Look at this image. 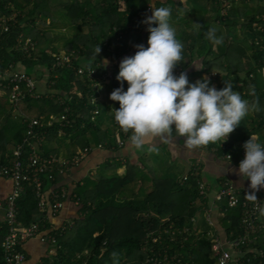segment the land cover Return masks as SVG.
<instances>
[{"label": "trees", "instance_id": "trees-1", "mask_svg": "<svg viewBox=\"0 0 264 264\" xmlns=\"http://www.w3.org/2000/svg\"><path fill=\"white\" fill-rule=\"evenodd\" d=\"M148 1L0 0V15L15 14L9 21V29H0V67L5 69L11 64L15 69L19 63L25 67L20 72L31 76L29 68L35 71L42 66L47 71L48 87L57 92L32 98L26 83L19 82L23 97L13 102L12 83L0 85V163H10L12 149L22 142L30 119L43 123L34 127L43 140L59 142L63 136L70 138L63 144L65 148H73L70 161L85 148L116 149L119 141L129 140L131 130L124 133L114 120L113 109L119 108L118 101L110 99L114 108L106 119L100 111L91 120V111L102 105L96 97L98 87L92 83L107 80L109 94L121 87L116 79L121 56L137 44L148 46V25L142 23L152 13V8H147ZM187 1L190 9L182 6V0L153 1L157 8H171L170 23L176 30V38L184 41L183 61L175 67L174 75L185 72L200 59L197 64L203 68L186 74L189 82L207 77L209 86L215 84L219 90L225 81L250 104L258 100V112L246 115L225 142L207 145L217 155L229 154L232 160L239 161L242 145L250 135H258L264 144V0H186V5ZM196 24L200 27H195ZM215 25L223 27L216 32L218 37L223 36L219 45L206 37L208 29ZM26 38H31L34 48L24 52L17 45ZM98 46L101 52L96 55ZM62 51L75 58L70 65L53 67L56 54ZM104 59L109 65H103ZM79 67H83L81 72H77ZM91 68H96V78L87 74ZM104 73L106 76L102 77ZM122 87L127 89L126 81ZM65 106L69 107L68 125L61 122L48 125L52 114L64 112ZM102 123L105 129L101 128ZM145 162L141 167L126 161L124 172L118 174L121 162L106 159L82 181H76L72 189L69 185L54 188L55 192H68L79 206L78 213L50 230L55 237V243L50 244L52 251L37 264H151L145 262L146 257L162 258L166 252L196 264H214L210 242L195 239L193 230L198 228L191 221L199 209L208 206V197L198 189L199 166H190L180 177H158L152 163L146 159ZM57 174L56 167H52L41 176L40 195L31 185L23 186L15 201L19 222L27 224L39 219L41 229L50 228L48 221L42 219L39 203L44 191L56 182ZM225 179H220V185ZM4 200L0 203L5 208ZM216 202L217 221L226 232L238 233L240 204L228 207L225 199ZM260 221L264 223V216H260ZM185 227L189 231L182 230ZM7 230L4 220L0 224V264H5L1 242ZM254 246L264 249V238L249 244L246 264H257L250 250ZM20 250L23 251L21 246Z\"/></svg>", "mask_w": 264, "mask_h": 264}, {"label": "clouds", "instance_id": "clouds-1", "mask_svg": "<svg viewBox=\"0 0 264 264\" xmlns=\"http://www.w3.org/2000/svg\"><path fill=\"white\" fill-rule=\"evenodd\" d=\"M150 7L151 15L142 21L148 25V46L137 44L134 55L122 58L116 76L121 87L109 94L112 101L119 102V108L113 109L114 120L124 133L131 130L129 144L135 149L151 141L149 150L155 151L157 141L168 143L183 138L185 149L192 153L210 143L225 142L250 111L259 110L258 100L250 104L225 81L224 87L217 90L209 86L207 77L189 83L186 73L174 75L175 67L183 61V44L170 23L171 8H157L154 3ZM153 23L157 26L152 27ZM216 32L215 27H210L206 37L219 45L223 36L218 37ZM100 52L98 46L95 53ZM107 64L104 59L103 65ZM194 66L197 70L203 68ZM125 81L128 87L123 90ZM251 92L254 94V88ZM242 146L245 155L238 169L228 170L249 181L250 191L245 192V197L255 203V192L264 189V144L253 134ZM258 211L264 216V206H259Z\"/></svg>", "mask_w": 264, "mask_h": 264}, {"label": "built area", "instance_id": "built-area-1", "mask_svg": "<svg viewBox=\"0 0 264 264\" xmlns=\"http://www.w3.org/2000/svg\"><path fill=\"white\" fill-rule=\"evenodd\" d=\"M147 8H150V4L147 3ZM225 9L223 10V12ZM15 14L0 15V29L7 31L9 29V21L14 18ZM118 37H121L120 35ZM18 48L21 51H29L33 49L34 42L31 38L25 40H19ZM75 58L70 52L62 51L56 54L53 67L70 65L71 60ZM120 62L117 64L119 65ZM80 64L79 66H82ZM83 67H79L77 72H81ZM12 65L9 64L7 68L3 69L0 67V85L5 84L10 86V98L13 102H17L23 97V92L19 86V82H25L27 90L31 91L30 96H33L35 89L34 78L30 75H26L24 72L15 71ZM96 68L88 69V75L90 78H96L94 73ZM106 76L105 73L101 75ZM98 82H93L95 86ZM38 96V94H35ZM94 101V99H93ZM69 107L65 106L64 112L58 115L50 117L47 120L48 125H52L54 122L61 125H68L67 115ZM98 114V108H95L90 113L91 120H94V116ZM65 121V122H64ZM43 125L42 122L37 119H30L27 123V130L21 143L17 144L12 149V159L9 164L0 163V177L11 179L13 183V189L5 197V218L8 230L3 237L1 242V250L3 253V260L5 264H23L26 260L25 253L20 250L23 243L31 238H38L43 242L49 244L55 243V237L51 236L50 230L41 229L37 220H32L27 224L19 222L16 218V204L15 201L21 194L22 188L25 184L31 185L35 189L37 195L41 194V176L48 171H51L55 164L60 163L57 157L46 156L40 153L39 144L41 137L35 133L34 127ZM70 125V124H69ZM38 135V136H37ZM43 138V137H42ZM122 143V142H121ZM243 153L245 150L243 149ZM227 158L231 155L227 154ZM66 164L65 162L61 163ZM194 166H198L197 163ZM198 189L200 194L204 197L207 196V192L210 190L206 182L199 180ZM250 191L248 188L239 189L233 186L229 179H225L219 186L218 190L214 192V201L226 200L228 207H234L238 203L240 204L239 222L237 224L238 233L230 230L224 234L220 232L216 225V222L211 217V211L213 203L203 208L204 214L208 212V218L204 215V228L194 229L193 233L195 239H205L211 244V258L214 264H246L249 261L246 256L249 244L255 243L261 237L264 238V223L260 221V215L258 211L259 206H263L264 189L255 192L258 201L253 203L246 199L245 192ZM68 196L66 191L55 192L54 190L48 193L49 207L53 211L61 209L63 206V200ZM241 196V199H240ZM43 200L39 203V208L43 207ZM198 212L192 217L191 221L194 224L198 222ZM223 228V227H222ZM184 231H189L188 227L182 228ZM259 231V232H258ZM263 231L262 234H259ZM258 232V233H257ZM257 233V234H256ZM53 245V244H52ZM246 248V249H244ZM254 252L253 257L257 258V264H264V249L262 247L254 246L250 249ZM146 263L151 264H196L193 261L184 259L177 254H170L166 252L164 257L158 258L156 256L146 257Z\"/></svg>", "mask_w": 264, "mask_h": 264}, {"label": "crops", "instance_id": "crops-1", "mask_svg": "<svg viewBox=\"0 0 264 264\" xmlns=\"http://www.w3.org/2000/svg\"><path fill=\"white\" fill-rule=\"evenodd\" d=\"M154 1V0H153ZM153 1L150 0L147 3L153 4ZM182 6L186 7V0H182ZM137 51L135 46H132L126 51L121 58H124L125 56H132ZM109 65V62L108 64ZM196 66L199 67V64H196ZM24 65L17 63L16 70L18 71H24ZM193 69H196L194 66V63L188 68L184 73L188 74ZM47 71L42 67L39 66L37 70L33 71L31 76L34 78L35 82V89L34 93L42 95V93L49 92L51 88L47 87ZM179 76V75H178ZM98 81L99 85L97 86V90L99 87L104 88L105 85L107 86V80ZM97 83V84H98ZM189 83H195V82H189ZM106 91H109V88H106ZM63 93V92H62ZM64 95V93H63ZM97 99L100 104L109 105V102L111 101L109 98V93L103 94V97H101L97 93ZM104 102V103H102ZM101 111L98 107V114ZM17 113V111H15ZM19 114V113H18ZM254 114V113H253ZM249 114V115H253ZM54 115V114H52ZM58 115V114H55ZM97 115L94 116V119L97 118ZM19 116V115H18ZM108 116V115H107ZM106 116V117H107ZM106 117H104L106 119ZM108 122V120H107ZM105 122L104 124H108ZM109 125V124H108ZM175 136V132L173 133ZM38 136V135H37ZM70 138H66V142L69 141ZM43 141V138L41 137L40 144H39V151L41 154L46 156H54L57 157L58 161L60 163L55 164L54 167L58 170V174L56 176V182L51 185L47 190L44 191L43 195V207L40 210V214L42 215V219L45 221H48L50 224V228L47 230L58 228L59 226L63 225L64 222L71 219L72 217H75L78 213V204L75 200H73L69 195L63 200V206L61 209L57 211H53L49 207L48 202V193L52 191L54 188L64 185H69V189H72L74 183L76 181H82L87 174H89V171L92 172L95 171V169L106 159H116L121 162L120 167L117 168V173L122 174L125 170V165H123L126 161H129L134 164H138L139 166L143 167L144 164H146L145 159L152 163V160L150 161L146 157L145 151H142L141 149H135L133 146L129 144V140H125L122 144L121 141L118 142L119 147H116V149H108L104 148L102 146H98L93 149L85 148L81 151L80 154L75 155V157L70 161L69 157L71 156V152L73 150H70V148H65L64 145H60L58 141H56L52 146H47V141L41 145ZM153 146L152 142H147L144 147L146 150H149ZM156 150L163 149L164 150V169L167 170L168 163L165 162V158L167 156H170L172 158V161H175L176 159H179L182 161V163L186 164L185 167V173L190 168V166H194L195 163H199L200 165V173H201V180L206 182L210 190L207 192L208 197V205L213 203L212 211H211V217L217 221V202L214 201V192L218 190L220 186V179L223 177H226L231 181L234 187L236 188H248L249 181L247 179H241V177L235 175L233 172L229 171L228 169L231 168H237L239 167V162L244 158L242 156V150L241 157L238 160H232V158L229 160V158H226L225 155H217V153L214 151V149H208L206 147H201L199 150L189 153L185 147H184V140L183 138H176L173 141H170L168 143L157 141L155 143ZM89 150V151H88ZM75 152V151H74ZM67 153V154H66ZM245 155V154H243ZM155 159V157H154ZM160 161V160H159ZM62 162H65L66 164H61ZM153 167H155L152 164ZM157 167H160V163L156 165ZM53 167V168H54ZM176 168H179V166H176ZM119 169H123L122 173L119 172ZM184 173V174H185ZM179 177V176H177ZM13 189V183L11 179L0 177V200L3 201V199L6 197L8 193H10ZM68 194V192H67ZM198 215L200 216V223L203 226H200L201 228L205 227V220H204V211L203 208L199 209ZM40 217V216H39ZM37 217V218H39ZM5 218V208L4 204H0V224L4 222ZM203 218V220H202ZM198 219V221L200 220ZM219 229L222 235L224 234V229L222 228V225L220 222L216 225ZM51 245L48 242H43L39 240L38 238H31L26 240L23 245L22 249L25 253L26 260L23 264H37L42 260L43 257L48 255L52 251Z\"/></svg>", "mask_w": 264, "mask_h": 264}, {"label": "rangeland", "instance_id": "rangeland-1", "mask_svg": "<svg viewBox=\"0 0 264 264\" xmlns=\"http://www.w3.org/2000/svg\"><path fill=\"white\" fill-rule=\"evenodd\" d=\"M191 5H192V3H191ZM189 7V9L191 8L190 7V1H187V8ZM184 18L186 17V15H184L183 16ZM182 24H183V21H182ZM152 27H155V26H157L155 23H153L152 25H151ZM214 27H216V29L217 30H223V27H220V26H218V25H215ZM222 28V29H221ZM180 38H183L182 36H180ZM181 42V41H180ZM182 44L184 43V41L182 40V42H181ZM35 50L37 51V47L35 48ZM199 61H200V59H198V60H196L195 62H194V65H196L197 63H199ZM15 71H18V70H16V68L14 69ZM30 72H29V74H32L33 73V70H31L30 68L28 69ZM47 73V72H46ZM263 74V73H262ZM259 76V75H258ZM260 80V79H259ZM102 81H104V80H102ZM99 85V83L98 84H96L95 86H98ZM215 86V84H212V87H214ZM47 87H48V85H47ZM106 88H107V86L105 85V87L104 88H102V87H99V89L97 90V93L101 96V97H103V94H105V93H107L108 94V92L106 91ZM50 91L49 92H46V93H44V94H51V95H55L57 92H55L53 89H49ZM59 93H62V91H58ZM43 94V93H42ZM40 96H41V94H40ZM36 97V95L35 94H33V96H32V98H35ZM102 103H104V102H102ZM103 106V107H102ZM99 107V110L100 109H102L101 110V113H100V115H101V117L103 118V117H106L107 116V114H108V112H109V110H112L113 108H114V105H113V103L110 101L109 102V105L107 106V105H101V106H98ZM97 107V108H98ZM256 112H258V111H256ZM20 114L21 113V111H17V114ZM249 114H253V111H250L249 112ZM52 116H55V115H52ZM51 116V117H52ZM0 118H1V115H0ZM101 128H106V126L102 123V125H101ZM62 138H64V139H61V140H59V143H60V145H62V144H64V143H66V138H65V136H63ZM47 141V140H46ZM45 140H43L42 141V143H41V145H43L45 142H46ZM44 142V143H43ZM56 141L55 140H53V139H50V140H48L47 141V146H52L54 143H55ZM7 145V144H6ZM15 148V147H14ZM13 148V149H14ZM142 151H145V153H146V157H147V159H149L150 161L152 160V164L155 166V167H153V169H154V173H155V175L156 176H158V177H163V175L165 176H167V175H171L172 177H177V176H182V175H184V173H185V166L184 165H186V164H184V163H182V161L181 160H179V159H176L175 161H172V158L170 157V156H167V158H165L166 160H165V162L166 163H168V166H167V170L166 169H164V162H163V160H164V150L163 149H159V150H155V151H150V150H146V148L145 147H143L142 149H141ZM154 157H155V159H154ZM163 159V160H162ZM160 160V161H159ZM158 163H160V165H162V166H160V167H157L156 165L158 164ZM176 166H179V168H176ZM122 171H123V169H119V172H121L122 173ZM0 204H2V203H0ZM199 212V211H198ZM208 212L206 213V214H204V215H206V218H208ZM199 219H200V216L198 215L197 216ZM202 220H203V218H202ZM200 221H201V219L197 222V223H195L194 225L197 227V228H200V226H203V225H201V223H200Z\"/></svg>", "mask_w": 264, "mask_h": 264}]
</instances>
